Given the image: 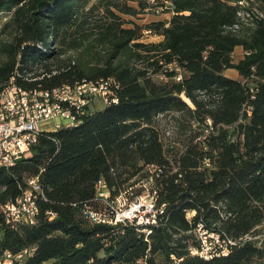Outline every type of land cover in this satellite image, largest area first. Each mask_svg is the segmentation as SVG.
<instances>
[{"label":"trees","instance_id":"1","mask_svg":"<svg viewBox=\"0 0 264 264\" xmlns=\"http://www.w3.org/2000/svg\"><path fill=\"white\" fill-rule=\"evenodd\" d=\"M129 1L136 5L0 0V92L12 77L30 91L107 77L118 84L117 101L41 131L30 151L0 166V255L33 248L23 264H264V9ZM156 6L169 17L140 25L122 16ZM144 30L161 39L141 41ZM237 47L244 54L234 61ZM32 177L42 193L37 221L11 226L1 206ZM100 178L113 201L138 181L155 192L164 213L147 237L135 223L86 220L82 206L96 207ZM198 228L227 252L191 254L201 247Z\"/></svg>","mask_w":264,"mask_h":264},{"label":"built area","instance_id":"2","mask_svg":"<svg viewBox=\"0 0 264 264\" xmlns=\"http://www.w3.org/2000/svg\"><path fill=\"white\" fill-rule=\"evenodd\" d=\"M159 78H163V75H159ZM176 79H180V76ZM117 89L118 84L112 82V78H101L98 83H92L87 87L71 85V89L54 87L48 92L24 94L12 82L11 90L0 97V164L11 166L19 159V153L30 151L39 133L45 131L39 126L41 121L51 119L55 121L56 127L67 126V123L76 122L79 115L87 112L95 97H99L103 104L117 101ZM206 164L208 165L207 161ZM27 183L29 188L14 202L1 206L5 222L11 226L19 223L34 224L37 221L39 214L37 198L39 195L42 196L38 177L28 179ZM109 195L104 179L100 178L96 183L94 201L107 205V209L101 210L84 203L82 209L87 221L106 224L125 221L135 223L147 237L151 233V226L157 225L164 213V206H157L155 192L136 196L122 209L116 207V202L121 199L122 194L116 196L114 201L109 199ZM50 215V218L54 216L53 213ZM224 249L225 252L222 250L209 252L201 245L199 249L190 252L209 258L213 254H225L227 248L224 246ZM32 252L33 248L23 249L17 253L6 250L0 255V264H23Z\"/></svg>","mask_w":264,"mask_h":264},{"label":"rangeland","instance_id":"3","mask_svg":"<svg viewBox=\"0 0 264 264\" xmlns=\"http://www.w3.org/2000/svg\"><path fill=\"white\" fill-rule=\"evenodd\" d=\"M93 2L96 0H92ZM122 1V0H119ZM152 2L155 3V0H150ZM127 4L129 5H136L135 2L129 1L127 0ZM239 4L242 6H246V7H251V10L254 14H260V10L264 9V0H241L239 1ZM168 5V4H167ZM170 14H168L167 12H165V10H163L162 7L160 6H156V12L153 9L147 8L141 12H139L137 15L135 16H131V15H127L124 14L122 15L123 18L126 21H133L135 23H138L140 25L149 23L150 21L153 20H157V19H166L167 17H169ZM250 18H246L244 19V24L247 25L248 21ZM5 21V16H0V27L2 25V23ZM125 25H130L128 23H126ZM1 37H5V34H0ZM161 39V37H159L158 35L152 34L146 30L143 31V36L141 38V41L143 42H157ZM70 55H72L73 57H77L79 55V52L76 50H72L69 52ZM243 49L241 47H237L234 50L233 53V60L237 61L239 58H241L243 56ZM89 55L84 56V58H89ZM225 74L232 76V75H237L235 70H226ZM92 107L91 110L93 109H100L104 106L103 102L101 101V99L99 97H95L93 99L92 102ZM159 123L161 125V127L165 128L166 130L171 131V126H172V122L170 121V118L167 117H159ZM54 124L53 120L51 119H46L43 120L39 123V126L41 128L44 129H48L50 127H52ZM165 135H168L167 132L165 133ZM166 141V139H165ZM142 181H138L136 184H134L131 188L128 189V192H123L122 193V197L119 201L116 202L117 204V208L122 209L123 207H126V203H128L129 201H131V199L135 198L138 195H148L150 193L149 191V187L146 183L142 184ZM136 191H140V194L136 195L135 192ZM136 195L131 197V195ZM96 207L104 210L107 209V205H103V204H96ZM197 236L200 238V243L203 246L204 250H207L209 252H213V251H223L225 252L226 249H224L223 246V242L218 239V235L216 234H210V233H206V231L198 228L197 231ZM206 233V234H205ZM261 234H264V228H262L261 232L258 234V236H260ZM191 250H196V248H191ZM191 253V252H190ZM191 254H195L198 255L196 253H191Z\"/></svg>","mask_w":264,"mask_h":264},{"label":"bare ground","instance_id":"4","mask_svg":"<svg viewBox=\"0 0 264 264\" xmlns=\"http://www.w3.org/2000/svg\"><path fill=\"white\" fill-rule=\"evenodd\" d=\"M107 78H112V77H107ZM12 82H14V78L12 77L11 80L7 83V85L4 86V88L1 90L0 92V97H3L5 95V92L11 90L12 88ZM99 82V79L96 80V81H89V82H79V83H76L74 85H79V87H87L88 85H91L92 83H98ZM112 82H116L113 78H112ZM15 84V83H14ZM18 86V85H17ZM57 88H63V89H71V85H68V84H63ZM53 89V88H52ZM18 90L20 92H24V94H38V93H41V92H48L50 90L46 89V90H41V89H35V90H26L24 88H22L21 86H18ZM115 102V101H113ZM74 123V122H73ZM73 123H67V126H70L72 125ZM21 154V153H19ZM0 166H4V164H0Z\"/></svg>","mask_w":264,"mask_h":264},{"label":"crops","instance_id":"5","mask_svg":"<svg viewBox=\"0 0 264 264\" xmlns=\"http://www.w3.org/2000/svg\"><path fill=\"white\" fill-rule=\"evenodd\" d=\"M233 77H237V75H232ZM54 122V124H53V126L52 127H50V128H48V129H44V128H41V130H53V129H55L56 128V125H55V121H53Z\"/></svg>","mask_w":264,"mask_h":264}]
</instances>
